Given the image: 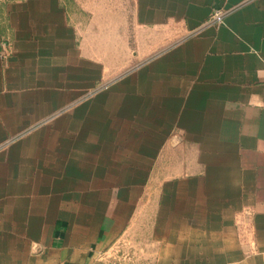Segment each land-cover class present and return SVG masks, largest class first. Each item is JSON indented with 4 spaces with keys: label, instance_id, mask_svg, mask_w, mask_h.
Masks as SVG:
<instances>
[{
    "label": "crops",
    "instance_id": "crops-1",
    "mask_svg": "<svg viewBox=\"0 0 264 264\" xmlns=\"http://www.w3.org/2000/svg\"><path fill=\"white\" fill-rule=\"evenodd\" d=\"M0 264H264V0H0Z\"/></svg>",
    "mask_w": 264,
    "mask_h": 264
},
{
    "label": "built area",
    "instance_id": "built-area-1",
    "mask_svg": "<svg viewBox=\"0 0 264 264\" xmlns=\"http://www.w3.org/2000/svg\"><path fill=\"white\" fill-rule=\"evenodd\" d=\"M224 15L225 11L214 10L203 25H218L222 22Z\"/></svg>",
    "mask_w": 264,
    "mask_h": 264
},
{
    "label": "rangeland",
    "instance_id": "rangeland-1",
    "mask_svg": "<svg viewBox=\"0 0 264 264\" xmlns=\"http://www.w3.org/2000/svg\"><path fill=\"white\" fill-rule=\"evenodd\" d=\"M127 247V246H126ZM126 247H125V249H126ZM130 248H131V246H129ZM121 253V252H120ZM124 253V252H123Z\"/></svg>",
    "mask_w": 264,
    "mask_h": 264
}]
</instances>
